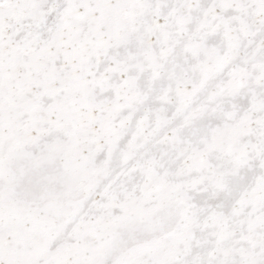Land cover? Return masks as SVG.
Returning a JSON list of instances; mask_svg holds the SVG:
<instances>
[{"label": "snow or ice", "instance_id": "obj_1", "mask_svg": "<svg viewBox=\"0 0 264 264\" xmlns=\"http://www.w3.org/2000/svg\"><path fill=\"white\" fill-rule=\"evenodd\" d=\"M0 264H264V0H0Z\"/></svg>", "mask_w": 264, "mask_h": 264}]
</instances>
